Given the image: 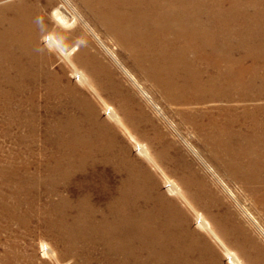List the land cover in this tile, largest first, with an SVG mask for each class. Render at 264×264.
<instances>
[{
    "label": "bare ground",
    "instance_id": "obj_1",
    "mask_svg": "<svg viewBox=\"0 0 264 264\" xmlns=\"http://www.w3.org/2000/svg\"><path fill=\"white\" fill-rule=\"evenodd\" d=\"M87 1L157 72L159 83L192 106L205 138L264 194L261 7L255 5L251 14H202L186 0ZM52 4L47 0L44 8ZM41 6L31 0L0 6V94L10 101L17 96V107L24 105V96L41 95L50 112L62 114L53 115L49 127L51 147L60 151H45L38 186L46 190L34 195L41 205L31 209L44 216L42 232L54 244H43L51 250L42 251L43 256L59 263V252L74 258V264H226L222 250L228 264H243L215 217L196 213L199 230L191 225L192 203L197 202L192 185L169 177L171 158L152 140H140L148 137L138 130L143 117L131 113L127 101L113 106L103 97L108 85L94 68L85 66L89 74L76 65L87 49L77 43L79 33L50 31ZM59 10L53 7L50 15L66 28L69 19ZM219 98L231 104L208 106ZM92 173L97 174L94 181L87 179Z\"/></svg>",
    "mask_w": 264,
    "mask_h": 264
},
{
    "label": "rangeland",
    "instance_id": "obj_2",
    "mask_svg": "<svg viewBox=\"0 0 264 264\" xmlns=\"http://www.w3.org/2000/svg\"><path fill=\"white\" fill-rule=\"evenodd\" d=\"M12 1L14 0H0V6ZM31 1L42 5L41 13L50 31L68 29L66 32L79 33L77 43L85 44L84 47L87 49L80 62H76L78 68L87 70L85 66H92L91 68H94L97 75L103 79L102 83L108 85V94L101 92L103 97L111 100L110 104L113 106H117L122 100L127 101L131 113L143 117L138 130L146 131L148 137L140 140L143 142L152 140L153 147H159L166 152V158H171L169 163L166 160L170 167L166 169L170 178L178 181L184 179L192 185L197 202L192 203L195 212L188 206L191 209V225L197 228L196 213L212 219L215 217L229 233L227 235L229 247L237 251L241 258L244 257L243 264H264V194L253 181H248L243 174L240 175L234 163H230L229 158L219 147L205 138V129L200 127L198 119L192 116V106L186 104V100L177 96L174 91L159 83L160 77L157 72L137 58L134 50L126 47L117 30L111 28L89 1L53 0L52 8L49 9L44 8L47 0ZM196 1L186 0L202 14L226 11L251 14L257 4V7H261L259 11L264 12V0H198V4ZM56 6L61 9L59 12L67 15L72 25L69 24L65 28L55 23L50 14ZM69 77L75 82L72 76ZM87 93L97 101L94 93L89 91ZM40 96H24V105L17 107V96H13L14 99L10 101L6 94L3 92L0 94V264L75 262L74 258L63 257L59 252H57L59 263L51 257L43 256L42 251L46 254L51 251H47L43 244L52 246L53 241L48 236L49 233L42 232L46 228L43 226L46 223L43 221L44 216L39 218L38 213L31 211L37 209L36 206L40 203L34 195L46 190L45 186H38L39 174L42 172L44 174V166L41 165L40 169V164H44L45 151L47 154L51 151H60L57 146L51 147L53 137L49 127L52 125L53 115L60 117L61 111L58 110L57 115V110L50 112L51 108L45 107V102ZM229 104L231 102L227 99L219 98L207 105L222 108ZM129 146L133 154L142 159L135 152L133 144L129 143ZM93 174L97 177V174L92 173L87 179L94 181L96 178ZM163 181L161 179L160 182L164 188ZM73 188L74 191L78 189L75 185ZM20 217L23 221L18 220ZM220 254L224 263L228 264L222 250Z\"/></svg>",
    "mask_w": 264,
    "mask_h": 264
}]
</instances>
